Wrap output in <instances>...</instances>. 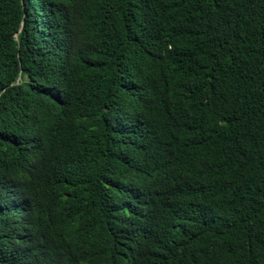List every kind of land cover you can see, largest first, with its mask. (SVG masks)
Listing matches in <instances>:
<instances>
[{
  "label": "trees",
  "instance_id": "1",
  "mask_svg": "<svg viewBox=\"0 0 264 264\" xmlns=\"http://www.w3.org/2000/svg\"><path fill=\"white\" fill-rule=\"evenodd\" d=\"M0 264H264V0H0Z\"/></svg>",
  "mask_w": 264,
  "mask_h": 264
}]
</instances>
